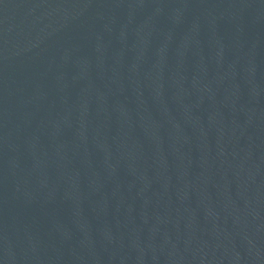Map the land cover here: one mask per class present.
I'll return each mask as SVG.
<instances>
[{
	"label": "water",
	"instance_id": "water-1",
	"mask_svg": "<svg viewBox=\"0 0 264 264\" xmlns=\"http://www.w3.org/2000/svg\"><path fill=\"white\" fill-rule=\"evenodd\" d=\"M0 264H264V0H0Z\"/></svg>",
	"mask_w": 264,
	"mask_h": 264
}]
</instances>
